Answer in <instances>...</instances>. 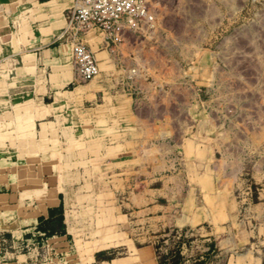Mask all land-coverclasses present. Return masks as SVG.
<instances>
[{"label": "crops", "instance_id": "crops-1", "mask_svg": "<svg viewBox=\"0 0 264 264\" xmlns=\"http://www.w3.org/2000/svg\"><path fill=\"white\" fill-rule=\"evenodd\" d=\"M74 4L0 0V264H54L37 257L36 237L56 243L64 264H81L89 246L112 255L95 254L98 264H159L155 240L174 229L191 238L183 264H264V187L246 207L238 198L244 173L263 178L264 135H165L152 144L151 135L139 130L116 131L102 143L99 153L110 159L95 167L93 178L79 166L56 180V139L66 154L70 125L83 122L87 112L95 122L115 115L150 121L139 110L145 102L113 98L126 85L133 57L99 28L84 42L100 74L86 81L78 73L71 38L62 37ZM88 184L95 195L100 190L110 196L107 206L117 222L109 233L96 229L92 236L83 229L86 214L67 215L72 194L81 200ZM60 217L64 229L49 234Z\"/></svg>", "mask_w": 264, "mask_h": 264}, {"label": "rangeland", "instance_id": "rangeland-1", "mask_svg": "<svg viewBox=\"0 0 264 264\" xmlns=\"http://www.w3.org/2000/svg\"><path fill=\"white\" fill-rule=\"evenodd\" d=\"M152 6L156 17L147 30L128 33L111 43L122 45L126 52L132 47L131 53L124 54L133 57L126 85L116 89L113 98L136 106L145 102L146 108L139 110L150 121L134 123L115 115L113 120L108 116L95 122L87 112L83 122L70 125L66 154L56 139V180L79 166L93 178L95 167L110 159L99 153L102 143L109 142L116 131L121 135L139 130V135H151L152 144L168 135H264V0H152ZM91 106L88 102L87 107ZM21 127L30 130L29 123ZM261 147L264 152V143ZM262 175L257 181L249 171L244 173L246 185L238 192L244 207L249 199L256 200L258 189L264 187ZM58 190L62 189L56 187ZM84 191L87 194L81 200L72 194L67 215L86 214L83 229L92 236L96 229L109 233L115 227L111 224L117 222V218L111 219L114 210L107 206L110 196L100 190L95 195L90 184ZM118 198L121 203L125 197ZM60 209L63 211V205ZM118 221L124 222V218ZM54 229L59 230L58 225ZM177 231L182 232V238L175 235ZM186 232L174 229L158 234L155 248L159 262L175 264L180 252L184 263L182 251L191 242ZM46 240L35 238L37 257L64 264V256L56 251L59 246ZM92 248L82 252L81 264H98ZM107 255L112 256L96 254L98 258Z\"/></svg>", "mask_w": 264, "mask_h": 264}, {"label": "built area", "instance_id": "built-area-1", "mask_svg": "<svg viewBox=\"0 0 264 264\" xmlns=\"http://www.w3.org/2000/svg\"><path fill=\"white\" fill-rule=\"evenodd\" d=\"M66 17L68 26L62 37L71 38L76 69L82 79L89 81L100 74L99 62L84 42L91 29H101L110 43H117L128 33L147 30L156 15L152 0H75ZM175 235L183 236L179 231Z\"/></svg>", "mask_w": 264, "mask_h": 264}, {"label": "trees", "instance_id": "trees-1", "mask_svg": "<svg viewBox=\"0 0 264 264\" xmlns=\"http://www.w3.org/2000/svg\"><path fill=\"white\" fill-rule=\"evenodd\" d=\"M57 225L59 227V230L54 229ZM49 226H50V228L48 230L49 234H54L55 232H59V231L63 230L64 226H65L63 223V218L60 217V218L54 219ZM182 262H183V256L181 255L180 252H177L175 264H182ZM159 264H164V263L160 261Z\"/></svg>", "mask_w": 264, "mask_h": 264}, {"label": "bare ground", "instance_id": "bare-ground-1", "mask_svg": "<svg viewBox=\"0 0 264 264\" xmlns=\"http://www.w3.org/2000/svg\"><path fill=\"white\" fill-rule=\"evenodd\" d=\"M242 44V43H241ZM233 65V64H232ZM237 66V65H236ZM250 73V72H249ZM263 104V103H262ZM260 140V139H259Z\"/></svg>", "mask_w": 264, "mask_h": 264}]
</instances>
